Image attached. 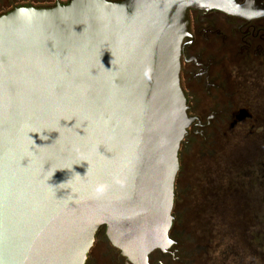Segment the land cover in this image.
Wrapping results in <instances>:
<instances>
[{
	"label": "water",
	"instance_id": "obj_1",
	"mask_svg": "<svg viewBox=\"0 0 264 264\" xmlns=\"http://www.w3.org/2000/svg\"><path fill=\"white\" fill-rule=\"evenodd\" d=\"M249 0H70L0 15V264H86L96 234L132 264L166 251L189 11Z\"/></svg>",
	"mask_w": 264,
	"mask_h": 264
},
{
	"label": "flooded vegetation",
	"instance_id": "obj_2",
	"mask_svg": "<svg viewBox=\"0 0 264 264\" xmlns=\"http://www.w3.org/2000/svg\"><path fill=\"white\" fill-rule=\"evenodd\" d=\"M236 1L245 5L249 0ZM189 22L180 84L188 116L194 122L181 144L179 163L184 152H190L195 138L208 141L237 114L255 112L256 117L258 108L264 107V18L246 19L216 10L191 9ZM253 158L248 160L254 164L246 163L234 172L229 168L224 173L227 177L213 185L218 188L212 190L214 209L229 218V225L220 220L212 222L207 238L203 236L207 228L201 226L189 245L180 241L181 235L172 234V225L170 238L175 243L164 252L153 251L148 264H264V158ZM182 170L180 163L179 174ZM184 193L186 187L179 182V196ZM101 230L107 239L105 228ZM110 249L116 264H132L111 244Z\"/></svg>",
	"mask_w": 264,
	"mask_h": 264
},
{
	"label": "rangeland",
	"instance_id": "obj_3",
	"mask_svg": "<svg viewBox=\"0 0 264 264\" xmlns=\"http://www.w3.org/2000/svg\"><path fill=\"white\" fill-rule=\"evenodd\" d=\"M69 1L0 0V15L18 6L52 7L57 3L66 4ZM237 115L226 124V127L221 125V129L212 137L209 136L208 141L202 137L195 138L190 152H184L185 157L180 162L183 170L180 174L178 172L175 182V202L172 212L175 220L172 234L181 235L180 241L185 240L186 245L196 237L197 228L201 226L207 228V230L203 228L204 232L207 231L203 236L207 238L212 222L216 223L220 220L225 226L229 225V218L214 209L215 198L212 190L218 188L213 185H218L220 180L223 181L227 177V175L224 177V173L229 168L234 172L246 163L254 164V162L249 163L248 157L264 158V107L258 108L256 117L255 112L252 115L242 112ZM179 182L186 187L185 196H179ZM221 198H216L218 205L222 202ZM262 221L264 222V219ZM262 228L264 229V224ZM103 233L104 230H101L96 235L86 264H116L110 243L103 237Z\"/></svg>",
	"mask_w": 264,
	"mask_h": 264
}]
</instances>
